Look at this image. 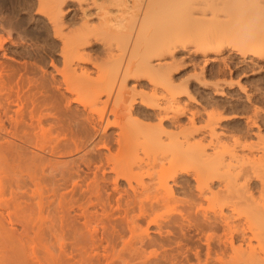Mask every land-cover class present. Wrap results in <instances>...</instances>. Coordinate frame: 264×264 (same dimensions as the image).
<instances>
[{"label": "bare ground", "instance_id": "1", "mask_svg": "<svg viewBox=\"0 0 264 264\" xmlns=\"http://www.w3.org/2000/svg\"><path fill=\"white\" fill-rule=\"evenodd\" d=\"M34 3L52 34L42 51L54 75L46 79L36 57L17 52L8 35L0 37V264H177L188 252L196 264H264L258 107L226 156L220 151L224 133L216 130L221 118L207 116L196 129L189 113L181 129L177 118L186 105L171 85L173 51L187 32L195 35L192 51L219 54L237 37L241 57L257 54L264 43V0ZM27 4L21 0L29 11ZM5 5L0 0V8ZM75 6L82 22L71 28L65 20ZM150 26L168 27L150 54L169 52L172 62L134 59ZM57 43L58 60L52 58ZM7 53L35 64H13ZM95 55L106 61L97 63ZM141 73L152 76L153 89L136 98L125 87ZM136 104L153 110L157 124L139 122ZM164 120L179 131L168 133ZM182 175L194 181L188 199L181 197ZM186 230L195 231L196 246ZM119 243L128 255L116 252ZM152 246L159 255L145 254Z\"/></svg>", "mask_w": 264, "mask_h": 264}, {"label": "rangeland", "instance_id": "2", "mask_svg": "<svg viewBox=\"0 0 264 264\" xmlns=\"http://www.w3.org/2000/svg\"><path fill=\"white\" fill-rule=\"evenodd\" d=\"M26 1L28 2L27 5L30 7L29 11L21 6V0H6L5 7L3 9L0 8V19L2 18L6 24L5 26L8 27H3V30V25L0 26V37L5 38L8 35L9 37L7 39L18 44V48L16 49L17 52H21V50L28 51L29 54L33 55V57H36L35 60H38L36 61L37 69L44 70L46 73L45 78L47 79L48 77L49 79V76L54 75V73L51 67L48 66L49 56L43 53L42 48L48 44L50 45V38L52 37V34L50 29H48L49 27L46 22L34 13V0ZM71 9L70 16L67 18V20H65V23L66 25H71V28L79 27L81 25L80 23L82 22L80 10L76 6L72 7ZM95 13L96 11L93 9L88 12V15H90V18L93 19L94 22L96 21ZM44 24L47 25L46 34L42 32V27ZM157 26H150L151 29L148 27V33H145L147 39L145 41H139L141 44H139L137 47V56L135 55L134 59H142L143 56H148L149 58L150 56L149 62L151 65H154L157 61H163L165 63L172 62L169 52H164L161 56L156 57L154 55L151 56L152 52L150 54V51H153L155 47H158V45L161 44L164 36H166L165 33H168V27L161 29L160 26L159 28H157ZM186 35L187 36L184 37L185 40L183 39L184 42H181L183 45L178 42L180 43L181 47L178 45V49L173 51V55L176 54L173 56L174 59L176 57V61H173L175 63L177 62L176 64L174 63V67L177 66V70H175V67L172 72L170 71L172 74L171 85L174 86V93H176L178 97H180L179 100L181 102H185L184 104L186 107H188L186 108L184 105L185 110L187 111L183 110V113L180 114L181 116L177 118L179 120L178 124L180 125L181 129L188 127V119L190 118L191 113L195 114L194 127L196 129L204 128L206 121L208 120L207 116L213 115V118H221L222 120L220 119V121H217L218 123L216 130L221 135L224 133V138L222 139L223 148H221L220 151L222 150L221 153H224L227 156L229 150L234 146V140L242 137V135L246 132L244 121L246 116L252 114L254 107H258L257 109H259L258 111L260 113L258 112L257 120L261 126V133L264 136V43H259L258 47H256V55L253 54V56H251L252 54H247V56L241 57V54L236 49H239L238 46L240 45V41L237 37H231L232 41L230 39L225 41L222 44L223 47L221 48V51H219V54H217V52L214 50L211 51V49L205 48L192 51L191 48L193 47L191 44H189V41L191 42L194 40L195 35L193 33L188 34V32ZM235 38L236 40H234ZM53 46L55 47L53 50V54L55 56L52 58L58 60L59 57L57 56L56 52V49H58V43ZM96 56L97 55L94 57L97 59L95 60L96 62L98 61L97 63L103 64L104 60L106 61L105 56ZM6 57L8 58V61L12 58L14 63L12 60L9 62L13 64L17 62V64H19L24 60L27 62L29 61V63L34 61L32 58H21L19 56H14L11 53H7ZM214 57H216V60L211 61V59H214ZM0 59H4L2 58L1 52ZM205 60H207V62ZM42 62L45 65L42 64ZM33 64H35V62H33ZM35 72L38 75L41 74V70L36 71V68ZM149 76V74L144 75L141 73V75H137V77H129L127 79L125 90L132 92L136 98L144 94H149L153 89V83H151L153 82L151 79L152 76ZM136 81L140 83H136ZM187 93L191 99L188 97ZM136 105V108L140 109V117L138 118L139 122L143 123L144 125L148 124V126H154L157 124V119L154 116L155 112H153V110L144 109L138 104ZM163 127L168 133H176L179 131L178 129H174L175 127L173 125L171 126L169 120L163 121ZM112 131L113 129L109 130L108 133ZM249 139L250 138L246 140L247 143L251 141L255 142L253 137L250 139L251 141ZM258 146L262 145L258 144ZM181 180L184 186L181 197L188 199L192 196L190 190L192 191L194 184L193 178H191L190 175H182ZM195 218L196 217H194V219ZM191 224H195L193 223V219ZM192 229L191 231L194 230ZM188 231L186 233H188ZM191 231H189L188 236L191 238L193 237V242H191L194 244V241L197 242V240L194 239V235L196 236V234H193L195 231ZM120 244L121 243L117 245L116 252L121 251L122 255H128L130 250L128 248L121 250ZM197 244L198 242L194 246ZM189 247L191 246L189 245ZM191 248L194 247L192 246ZM146 249V255L155 253L156 255L160 254V250L157 248V246L148 247ZM110 251L111 250H109V252ZM184 256L183 259L181 258L182 262H178L177 264H196L195 257L192 255V253H186V259H184Z\"/></svg>", "mask_w": 264, "mask_h": 264}]
</instances>
